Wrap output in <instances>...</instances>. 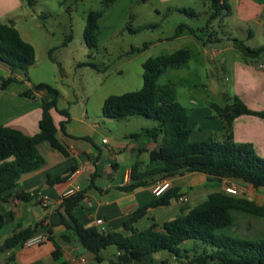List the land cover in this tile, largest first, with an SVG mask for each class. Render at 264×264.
<instances>
[{
  "label": "trees",
  "instance_id": "obj_1",
  "mask_svg": "<svg viewBox=\"0 0 264 264\" xmlns=\"http://www.w3.org/2000/svg\"><path fill=\"white\" fill-rule=\"evenodd\" d=\"M112 3L116 0H105ZM210 15L208 23L218 18L229 7L225 0H209ZM187 12L186 10H181ZM100 12L90 13L86 19L83 32L85 44L91 48L96 43V20ZM189 33L196 40L194 31L187 25H179L175 36ZM70 41V37L66 42ZM232 46L245 59H256L264 54V46L251 49L238 39H232ZM51 53V52H50ZM187 50H178L171 55L146 60L143 67V86L135 92L108 96L101 107L104 119L119 120L132 116H140L157 122L152 129H144L140 133L130 135L132 139L147 137L157 142V149L149 153V164H160L159 167L137 172L135 165L129 175V181L120 188L122 192H133L142 187L155 184L159 180L185 173H199L210 180L239 179L255 190L264 189V155L258 157L249 144L235 143L230 133L232 121L242 115H257L250 111L239 99L223 107L211 104L214 117L224 128L222 138H208L200 142L190 141V128L187 127V113L183 106L176 102L170 87H159L157 81L167 68H179L189 59ZM0 63L6 67L11 76L0 78V88L5 89L15 82V72H23L35 64V51L31 44L25 42L12 21L0 24ZM33 90L45 91L50 100H43L40 105L41 116L38 132L26 136L21 132L0 126V202H5L7 192L18 183L26 173L40 168L44 160L38 152V146L47 143L52 149L65 155L64 147L56 139L57 129L51 111H56L66 120L59 123L63 131L69 120L68 113L57 109V92L39 83ZM24 95H29L26 92ZM59 177L49 180L58 182ZM21 201L28 202L31 195L20 194ZM81 195L71 196L63 200L66 212L73 207ZM177 189H167L162 196L133 212L124 229L128 236L119 233H101L92 227H85L72 220L68 230L74 239L90 254L96 263L104 259L102 251L115 247L118 251L110 264L129 263L146 259L159 252H167L177 258L187 259L189 264H264V239L240 238L227 236L218 231L226 227H235L234 212L244 213L254 218L264 219V204L256 205L242 196H231L222 191L210 193L206 200L192 208L187 214L163 223H152L149 228L139 230L134 224L142 219L148 209L165 207L170 200H178ZM4 226V217L0 214V229ZM37 226L15 227L11 234L0 244V253L13 250L35 236ZM64 235L62 238H65ZM189 242V250L181 246ZM190 253L191 255H187ZM58 259L59 251L55 246L53 252Z\"/></svg>",
  "mask_w": 264,
  "mask_h": 264
},
{
  "label": "crops",
  "instance_id": "obj_2",
  "mask_svg": "<svg viewBox=\"0 0 264 264\" xmlns=\"http://www.w3.org/2000/svg\"><path fill=\"white\" fill-rule=\"evenodd\" d=\"M251 6L255 9V15L262 13L261 4L252 0ZM21 9L20 0H0V24L12 21L20 37L32 45L25 39L29 37L28 31H21L17 24L18 12ZM195 41L197 42L196 39ZM201 44L204 46L203 42ZM231 48L234 49L232 45ZM259 64L251 66L245 63L242 67L234 68V92L236 98L250 111L263 116L236 117L231 123L230 133L235 143L249 144L258 157H263L264 69H260ZM19 74L13 73L16 81L5 89L0 88V126L17 130L26 136H33L38 132L41 102L50 100V96L45 91L33 90L30 83L24 82ZM8 76H11L10 72L0 63V78ZM26 92H30V96L24 95ZM210 109L205 107L192 109L187 116L191 142H200L208 138L220 140L224 135L222 123L214 117ZM100 114L89 117L84 110L75 117L69 116L61 131L59 123L66 119L56 111H51L57 129L56 139L64 147L66 154L62 155L47 143L40 144L38 152L44 164L35 171L23 174L17 185L7 192L6 201L0 202V214L4 217L2 228H10L11 234L18 226L21 228L37 226L35 234L46 235L47 239L37 245H22L0 253V264H110L111 260H115L118 255L117 249L113 247L114 252L111 253L108 252L110 248L108 247L101 253L104 260L96 263L92 254L74 239L68 228L72 227L74 219L80 225L95 228L101 233L128 236L129 232L124 229V223L134 211L155 199L151 193L154 184L129 193L120 191V188L128 183L134 165L137 172L160 166L157 163L149 164L148 159L149 153L157 149L158 143L147 137L130 138V135L135 133L116 135L108 128L112 123L105 121ZM141 154L147 156V162L141 158ZM134 155H137L135 160ZM56 177L61 180L49 183V180ZM160 181H167L170 189H177L179 197H183L184 201L172 199L168 206L148 209L146 215L134 224L139 230L149 228L152 223L163 224L181 213L187 214L205 201L210 193L224 192L227 185L237 187L241 191L239 196L245 198L251 196V199H247L251 201L255 199L253 202L256 205L264 204V200L258 202L254 197L258 193H263L264 196V189L255 190L239 179L210 180L203 174L185 173L158 182ZM68 190H73L74 194L66 198L76 195H81V198L66 212L63 195ZM20 194L31 195L30 201H21L18 198ZM97 220H100L101 224H96ZM64 235L66 237L62 238ZM261 235L264 238V234ZM55 246L59 251L58 259L53 256ZM190 246L191 244L186 242L181 249L189 250ZM120 264H189V262L170 253L159 252L146 259Z\"/></svg>",
  "mask_w": 264,
  "mask_h": 264
},
{
  "label": "rangeland",
  "instance_id": "obj_3",
  "mask_svg": "<svg viewBox=\"0 0 264 264\" xmlns=\"http://www.w3.org/2000/svg\"><path fill=\"white\" fill-rule=\"evenodd\" d=\"M225 2L228 11L208 23L209 0H20L17 24L21 31H28L25 39L32 43L35 64L26 76L18 73L31 87L43 83L54 89L57 108L70 117L84 110L94 117L100 114L108 96L142 88V65L146 60L187 50L188 61L179 68L165 69L158 86L172 89L174 100L185 108L187 116L192 109H210L209 104L223 107L236 97L234 68L245 63L264 64V54L245 59L231 48L232 39L251 49L264 46V0H254L263 6L258 15L252 0ZM94 12L101 16L96 20L95 46L89 48L83 32L87 16ZM182 24L193 29L197 42L187 32L175 36L176 28ZM68 36L70 41L66 42ZM210 112L214 114L211 109ZM105 121L112 123L108 128L116 135L140 133L157 126L156 121L140 116ZM140 156L147 162V156ZM254 197L258 202L264 200L263 193ZM233 216L236 226L219 233L264 239L263 219L240 212ZM9 234L10 228L0 229V242ZM108 252H114L113 246Z\"/></svg>",
  "mask_w": 264,
  "mask_h": 264
},
{
  "label": "built area",
  "instance_id": "obj_4",
  "mask_svg": "<svg viewBox=\"0 0 264 264\" xmlns=\"http://www.w3.org/2000/svg\"><path fill=\"white\" fill-rule=\"evenodd\" d=\"M258 67L260 69H264V65L263 64H259ZM105 142V141H103ZM170 188V185L167 181H160L156 184H154L152 187H151V193L152 195L157 198V197H160L163 195V193ZM224 192L228 195H231V196H239L241 194V191L233 186V185H227L224 187ZM74 194V191L73 190H68L67 192L64 193L63 195V198H66L70 195ZM178 201L181 202L182 201V197H179L178 198ZM46 201L44 200L43 201V204L45 205ZM96 224H101V221L100 220H97L96 221ZM47 239V236L46 235H35L33 236L32 238L28 239L27 241H25L23 243L24 246H33V245H37V244H40L42 242H44L45 240ZM81 261L84 262V260L82 259Z\"/></svg>",
  "mask_w": 264,
  "mask_h": 264
}]
</instances>
